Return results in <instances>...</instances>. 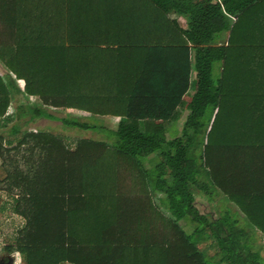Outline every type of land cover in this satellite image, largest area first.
<instances>
[{
    "label": "trees",
    "instance_id": "trees-1",
    "mask_svg": "<svg viewBox=\"0 0 264 264\" xmlns=\"http://www.w3.org/2000/svg\"><path fill=\"white\" fill-rule=\"evenodd\" d=\"M0 63L25 80L0 75V118L13 91L38 99L36 117L119 118L114 130L62 119L107 139L73 147L42 130L0 136V190L24 221L6 252L22 264H264V0H0ZM192 188L222 196L217 218Z\"/></svg>",
    "mask_w": 264,
    "mask_h": 264
},
{
    "label": "rangeland",
    "instance_id": "rangeland-1",
    "mask_svg": "<svg viewBox=\"0 0 264 264\" xmlns=\"http://www.w3.org/2000/svg\"><path fill=\"white\" fill-rule=\"evenodd\" d=\"M219 64L215 63L213 65V77H216L215 74L217 73ZM21 98L18 100L20 101ZM23 101V100H22ZM32 101V100H31ZM27 103L23 101V104ZM29 106L31 102L28 103ZM56 120L48 121L42 118L38 120H33L28 123L25 127L22 128V131H33L32 128H39L42 131L51 132L56 135H61L62 137L66 138L68 143L71 144V147L75 145L78 140L81 139H103V136H98L96 132L87 131L77 128H66L64 127L63 123L61 122L62 119H69L70 121H76L82 124H88L96 126L106 127L107 129L114 130L116 128V121L112 118H98V117H90L85 113H81L78 111H71V110H57L53 111L50 109L49 111ZM187 115L186 111L182 112V117L172 126V131L170 132V137H177L180 135L183 122ZM28 116V114H27ZM11 119L14 121L16 115H12ZM173 125V124H172ZM100 131V130H99ZM169 137V138H170ZM173 139V138H172ZM146 168H148V164H145ZM4 176L3 169L1 167V160H0V179ZM3 188V187H2ZM193 196H194V204L195 207L198 209L200 214L206 216L208 219H215L220 215V207L223 205L224 200L223 198L215 197L213 201L209 200L208 197L203 195L202 193L196 191L192 188ZM159 197L164 199V196L158 194ZM165 200V199H164ZM24 225V221L14 215L12 211V198L8 197L5 192L0 190V264H22L20 257L17 253L14 252H6L4 250V246L8 243L10 244L15 237L16 230ZM180 225L184 229L186 233H191L194 229V225L190 221H181ZM260 238L257 237V244L263 243L259 240Z\"/></svg>",
    "mask_w": 264,
    "mask_h": 264
},
{
    "label": "crops",
    "instance_id": "crops-1",
    "mask_svg": "<svg viewBox=\"0 0 264 264\" xmlns=\"http://www.w3.org/2000/svg\"><path fill=\"white\" fill-rule=\"evenodd\" d=\"M0 75L2 77L6 78L7 81L11 80L13 82H16L19 85L17 87L22 90V88L24 86V83H25V80L24 79H15V75L8 68H6V66H4L2 63H0ZM20 98H21V100L18 101ZM22 100L27 102V103L23 104ZM29 101L31 102V105H33L32 107L39 105L38 99L36 97L26 96L22 91H20V92L13 91V94L11 96V102H10V105H9V108H8V110L6 112V117H5V118H8V120H5L4 118H0V136L1 137H5V138L10 139V140H15L16 138H19L20 134L23 132L22 128L25 127L26 125H28V123L30 121L38 120L39 118H41V117H38V116L37 117L33 116L32 113H29L26 110L27 106H29L28 105ZM29 107H31V106H29ZM21 108H24V110H22ZM20 110L24 111V112L20 114ZM49 111H50V109L46 110V112L51 115V113ZM183 111H185V110H183ZM183 111L181 110L180 115H179V117L176 120L174 119V120H171V121H166L164 123L166 140L169 141L172 138H174V137H170V132L172 131L171 128L182 117V112ZM186 112H187V115H188V111H186ZM14 113L16 115V118L14 119V121H12L11 119H13L12 115H14ZM18 114H20L19 117H18ZM27 114H28V116H27ZM87 115L90 116L89 114H87ZM42 119H45V120H48V121L56 120V119H50V118L49 119L42 118ZM112 119L114 121H116V126H117V124L119 122V118H114L113 117ZM185 119H186V117H185ZM184 122H185V120H184ZM13 126H19L18 133L13 134L12 129H11V128H13ZM31 130H40V129L39 128H32ZM96 133H98V134H96L98 136H103L102 137L103 139H96L95 138L94 140L107 141V139L104 137V135L102 133H99V132H96ZM154 161L155 160H151L150 159V161L148 162V168L145 167V169L146 170H151V168L153 167ZM156 204L160 207L161 211L164 213L165 216H169L168 212L166 211V206L162 205L161 203H156ZM181 221H186V220L182 219ZM180 222L178 223L179 225H180ZM181 228H182V226H181ZM182 230L184 231L183 228H182ZM193 231H194V229H193ZM191 233H189V234H191ZM186 234H188V233H186ZM62 264H73V263L66 261V262H64Z\"/></svg>",
    "mask_w": 264,
    "mask_h": 264
}]
</instances>
